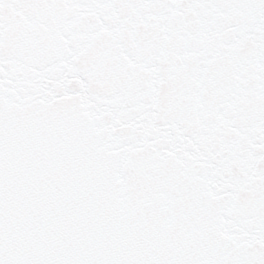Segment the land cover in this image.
Returning <instances> with one entry per match:
<instances>
[{"label": "snow or ice", "instance_id": "snow-or-ice-1", "mask_svg": "<svg viewBox=\"0 0 264 264\" xmlns=\"http://www.w3.org/2000/svg\"><path fill=\"white\" fill-rule=\"evenodd\" d=\"M0 264H264V0H0Z\"/></svg>", "mask_w": 264, "mask_h": 264}]
</instances>
